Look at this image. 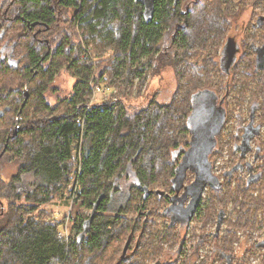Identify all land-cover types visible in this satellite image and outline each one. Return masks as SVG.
<instances>
[{
    "label": "trees",
    "instance_id": "trees-1",
    "mask_svg": "<svg viewBox=\"0 0 264 264\" xmlns=\"http://www.w3.org/2000/svg\"><path fill=\"white\" fill-rule=\"evenodd\" d=\"M236 1L243 0H23L25 21L35 24L36 35L42 34L43 38L36 36L37 39L29 29L24 44L27 58L12 64L0 62V106H8L0 118V150L4 151L0 157V197L19 199L18 177L34 172L37 179L22 198L32 209L33 202H48L71 172L74 145L81 154L72 200L92 208L97 198L103 197L88 231L80 239V224L75 238L59 239L58 221L45 218L46 215L41 216L46 220L24 216L19 213V204L10 205L9 211L0 209V264H92L97 251H103L120 230L123 231L115 238L117 247L108 264L145 263L140 255L147 245L153 244V222L145 220L139 225V220L129 221L127 213L136 208L141 216L147 211L146 202L154 192L150 185L162 174H157L154 167L157 161L172 175V153L176 149H166L178 148L179 140L184 145L192 143L188 120L195 95L212 89L221 91L211 78L220 68L218 47L230 29L229 17L236 15ZM77 28L82 31L83 43L79 42ZM16 31L12 28L11 33ZM255 31L253 26L252 33L243 37L245 51L230 69L227 86L239 92L238 101L249 92L252 98L261 99V103L252 102L250 109H261L260 121H264V82L259 78L257 89L244 82L254 79L250 45L251 39L258 38ZM98 48H110L113 53L110 58L98 60L97 56L94 58ZM63 69L75 81L69 95L51 106L45 102V92L49 88L56 90L51 84ZM148 70L159 85L147 93L146 103L135 105L125 96L123 100L128 104L120 97L91 102L96 85L121 82V87H131L136 78L139 87H144ZM166 73L172 77L168 87L163 84ZM11 76L19 80L20 86L7 87ZM160 85L165 88L163 98L158 93L162 91ZM17 123V134L4 147L5 137ZM24 133L26 141L21 137ZM218 139L222 146V136L218 135ZM10 155H15L12 159L18 161V169L5 178L3 163L11 161ZM124 174H129L141 188L146 187L149 194L146 198L142 195L143 202L139 204L130 205L129 201L130 210L122 207L118 215H108L116 178ZM140 194L142 189L131 187L129 198ZM227 196L228 192L219 199ZM253 201L257 206L260 203ZM247 215L242 213L229 223L235 228L248 227L247 222L241 223ZM177 229V225L165 224L161 230L167 235L161 237V244L174 239ZM124 231L128 234L121 247ZM137 235L138 242L133 247L131 242ZM222 246V253L230 251L226 244ZM154 248L160 253L165 251L164 247ZM81 252L88 257L77 256ZM219 257L223 260L221 253ZM165 264H177V260L172 258Z\"/></svg>",
    "mask_w": 264,
    "mask_h": 264
},
{
    "label": "rangeland",
    "instance_id": "rangeland-1",
    "mask_svg": "<svg viewBox=\"0 0 264 264\" xmlns=\"http://www.w3.org/2000/svg\"><path fill=\"white\" fill-rule=\"evenodd\" d=\"M233 11H235L236 15L232 18L229 17L230 29L226 32L220 44L221 53H219V72L216 73L213 78H211V80H213V83H216L217 86L220 87L221 91L212 89L209 94H205L202 92L199 95H195L193 99V110L188 120V125L194 133L193 135L195 144L190 150V156L193 158L190 157L189 159H187L186 164L184 163L183 166L181 165V163L177 165L175 183L173 182V184L177 186L176 191L172 190V184H170L169 181L171 177L170 174L165 171V167L159 164V162L157 161L154 164V167L157 169V174H162L160 175V179L158 181H155V183L150 185V188L154 190V192L146 202L147 209L151 210L150 213L138 216L139 212H137V209L134 208L135 210L133 211L130 210L131 207L129 208L128 206L129 201L130 205H132L134 202L137 204L143 202L142 194L137 195L136 198H134V196L129 198L127 197V192L121 191V193L123 194H113L109 199L106 210L108 215H118L120 209L124 207L127 208V210L128 208L130 210L127 213L129 221L132 222L133 220H139V225H141L145 220L150 223L153 222V228L151 229L153 244L147 245L140 255V257L143 258L145 262L144 264H154L156 260H161L162 258L166 257V255H164L162 252L160 253L156 251L154 247H165L164 244H161L160 240L161 237L163 238L165 235H167V232L161 229L165 224L169 225V218L161 216L158 211L161 212L164 206H170V201L168 202V199L170 197L174 198L175 204H182V206L186 207L190 199H195L194 195H189L187 191L191 188L192 182L196 179L195 177L197 174H204V177L206 176L209 180H212V174H221L224 169H228L231 166V164L229 163L231 157H229L230 154L228 152V149H225L215 160L211 156L213 154L212 152H214L213 150L217 149V132H220V135L225 139L227 145L231 146V144H234L235 142L233 136H235V134H240L238 127L243 126L244 124H248L249 121L254 125L255 122H258L257 120L258 118H260L259 115L262 114V111H249L250 104L247 103L249 101L248 97L245 98L246 100H237L240 99V94L232 87L227 86V79L230 76H228L226 72L228 71V69H230V65L234 61L235 56L236 58H239L245 51V49L243 50L242 46L244 40L243 37L245 35L249 36L252 33L253 24L258 15H264V0H254L253 2L252 0L236 1V7L233 9ZM36 31V29H33L32 33L35 34ZM255 32L257 33L258 38L254 40L251 39V42L255 43V48L264 47L260 44L262 42L264 43V40L259 39L260 37L264 38V24L259 28H256ZM77 33L79 36V42L81 41L83 43L81 29L77 28ZM36 36L40 40L43 38L42 34L34 35V37ZM230 45L235 47V51H229L231 48ZM88 46H90V50L91 45ZM238 46H240L239 53L237 51ZM81 49L82 50L80 52V55H83V46L81 47ZM96 52L97 55L94 54V58L97 59L98 57V60L110 58L113 53L112 49L110 48L106 51H104L103 48H98ZM232 55L234 56L233 59H231ZM146 75L147 79L144 80V87H139V82L136 78L134 79L133 85L131 87L129 85L126 87H121V82H118L117 85L103 84V91H97L96 93H93L91 99L93 100V102H104V100H115V98L120 97L121 101H124L128 104V102L123 100L126 97L129 102L135 105H142L148 100L147 93H152L159 85L157 78L152 77L149 70L147 71ZM170 75L171 74L167 75V73L163 75V84L166 83L167 87L168 83L172 84V77ZM18 81L19 80L16 77L11 76L10 79H8L7 87L20 86ZM74 81L75 79L73 76H71L70 72L64 71V69L61 70L55 76L54 81L51 84L52 87H56V90H53L52 88L46 90L45 102H48L49 105L54 106L61 98L69 95ZM244 82L245 86L250 83L249 80L246 79H244ZM252 85L254 86V84ZM161 88L162 91H159L158 93L163 98L165 97V93L163 91L165 88L163 85L161 86ZM239 88L240 87H237V90L241 89ZM139 89L140 91H138ZM129 91H131V93ZM234 97L236 99H234ZM13 115L15 116V114ZM19 128L20 126L18 127V129ZM26 135L27 134L24 133L21 136L23 137L24 141L27 140ZM229 135L230 137H228ZM187 138H189V135ZM249 141H251V139ZM178 142L179 146L184 145L181 140H179ZM250 145L254 146L255 142L250 143ZM75 146L76 145L73 146L72 151H74ZM166 150L170 152L175 150L174 152L176 153L178 151V148L172 146L168 147ZM0 151L2 154H4V151ZM261 151H264V148ZM178 153V158H175L176 163L178 162L180 157V152ZM10 156L11 161L3 163V175L5 178H8V176L10 177L11 174L14 175L13 173H15L18 169V161L12 159V156L13 158H15V155ZM246 159L248 161L252 159V151L247 154ZM71 160L72 162H74L72 164L71 172H69L67 178L62 182L61 187L52 194V197L48 202H33L35 203V209H32L31 205L22 198V194L24 192L28 193V189L32 187V183L37 179V176L34 172H28L23 174L22 176H19L18 180L16 181V187L19 191L18 194H21L20 198L8 199L6 197H0V201L2 202L3 206H12V204L17 206L19 204V213L24 216H34L39 218L40 220H46L41 219V216L46 215L45 218L48 217L52 220L58 221L59 228H57V231L58 229H61L62 231H66L68 233V238H75L77 234V225H83V221L90 215L92 208L84 204L75 203V200H72V191H74L73 182L77 179V174L80 171L79 161L78 158L74 156V153ZM243 174H247V172H243ZM221 180L222 179L220 178L218 181ZM189 184L191 185L189 186ZM251 189L253 190L252 192H254V194H257L258 197L261 198V200L263 201L262 205H264V191L257 190L255 187ZM252 192L249 193L246 198L241 197L243 204H247L248 202L251 204L253 203V200L251 198H253V196L255 195H253ZM223 194L225 193H218V198L215 197L213 199H210V206L208 208L209 215H207L208 221H204L203 223H201L200 219L193 218V220L191 221L190 219L186 220L187 224H182L181 227L179 226V224H177L178 229L175 231V238L170 242L172 244V253L176 252V254L178 255L177 264H182L184 258L186 259V261L189 258V261L191 262L190 264H203V256H208L205 258V264H264V248L262 245L257 244V242H260V240L264 239V232L259 229L260 220L264 222V219H261L260 217L262 215H258L257 217L255 214L249 216V218L247 219H243L241 223L245 224L247 222L248 227H236L232 235L229 233L231 229H228L226 219H224L223 221L222 219H220L219 223H216L217 227H215V222H213V219L216 217V215L222 213V215L224 216V214H226V212L230 211L232 208V197L230 195L221 200L219 199V197ZM244 200L247 203H244ZM251 209L255 208L253 206H250L249 210ZM259 209L261 208L259 207ZM242 210L244 213L246 211V208L243 207ZM236 216L237 213L234 212L232 215V217H234L233 220H235ZM210 217H212L211 221L209 220ZM253 217L257 218L258 221H256L255 218L253 219ZM130 225L128 227H130ZM201 226L202 228H204V230L209 229L211 234H217V239L213 240L210 235L208 237V242L202 244V239L201 237L199 238V235L197 233L199 228L201 229ZM186 227L188 228L186 229ZM122 231L123 230H120L118 234L106 244L103 251H97L98 255L93 257V259L91 260L92 264L109 263L108 259L110 257V254L117 247V241L115 240V238L119 236ZM159 231L163 232V234L159 233ZM127 234L128 231L123 232L124 241L122 242L121 247H123L124 245L126 239L125 236ZM138 236L139 235H137V237L131 242L133 247L138 242ZM214 243H216V247H218L221 252L223 251L222 243L226 244L230 249V251L226 252V257L224 255L222 256L224 258L223 260H218L219 256L217 254H210L212 247L215 246ZM80 254H82V256L88 257V255H86V252H81L77 256H79ZM171 258H174V255H171Z\"/></svg>",
    "mask_w": 264,
    "mask_h": 264
},
{
    "label": "flooded vegetation",
    "instance_id": "flooded-vegetation-1",
    "mask_svg": "<svg viewBox=\"0 0 264 264\" xmlns=\"http://www.w3.org/2000/svg\"><path fill=\"white\" fill-rule=\"evenodd\" d=\"M15 6V7H12ZM22 9H23V0H0V62H5V63H13V62H21L23 61L24 58H27V51L26 48L24 47V44L26 43L27 36H28V31L30 29L33 30L35 27V24L26 22V18L22 15ZM261 17L264 21V15H258L256 18L253 26H256V28H259L264 24L260 23L257 24L256 21L258 18ZM12 28H15L17 31L15 34L11 33ZM37 33V32H36ZM33 34L34 35H36ZM255 43L251 42V52L254 56V61H253V69H254V79L249 80L251 87H255L257 89V85L259 82V78L262 79V82H264V52L262 50H258V47L255 48L254 46ZM21 46V49L18 50V46ZM231 46V45H230ZM264 46V45H263ZM220 49L219 53H221V48L218 47V50ZM235 51V47L231 46L230 50L231 52ZM228 51V53H229ZM238 53L240 52V46L237 47ZM233 55L231 56V59H233ZM219 59V57H218ZM239 60V58L235 56L234 61L230 65V69H232L233 65L236 63V61ZM220 62V59H219ZM230 69L226 72L227 75L231 73ZM230 71V72H229ZM219 70H217L216 73H218ZM216 73H213V77ZM257 77V80L255 78ZM254 84V86L252 85ZM26 88H24V93H25ZM212 90H209L208 92H204L205 94H209V92ZM200 92V93H202ZM199 93V94H200ZM198 94V95H199ZM8 95V92H5V96ZM25 99L28 97L27 95H24ZM248 104H250L249 111H252L253 109H250L253 105L252 102L256 103V101H259L261 103V99H254L252 98V95H250V92L248 94ZM2 96L0 94V100ZM246 98V97H245ZM243 100H246V99ZM194 99V98H193ZM9 101V100H7ZM262 102L264 104V99H262ZM1 104V102H0ZM209 107V106H207ZM8 108L7 105L4 107L0 106V110L2 111V114L0 115V118L4 117L6 109ZM255 110V109H254ZM256 111H261V109H256ZM261 115H259L260 117ZM261 117L258 118V122H255V124H251L249 121L248 124H244L243 126L238 127L240 134H235L233 136L235 142L234 144H231V146L227 145V142L225 139L222 137L223 140V145H219V139L218 135H220V132H217V149H214L212 152L213 154L211 155L212 158L215 160L217 159L220 154L225 150L228 149L229 152V157H231V160L229 163L231 166L228 169H224L221 174H212V180H209L206 176L204 177V174L201 175H196V179L192 182V186L190 189H188L187 193L190 195H194L195 199H190L186 207L182 206V204H175V199L174 198H167L168 202L170 201V206L163 208L161 212L158 211V213L166 218H169V225H177L181 227L182 224H187L185 222L188 214H189V209L192 210L191 216H190V221L193 220V218L200 219V222L203 223L204 221H208L205 219L206 215L209 214V201L210 199H213L215 197L218 198L217 194L218 193H226L228 192L229 195L232 197L231 199V210L226 212L224 216L222 213L217 214L216 217L213 219V222H215V227H217L216 223H219V220L226 219L228 229H231L230 232L235 231V227L229 223V221H235L239 215L243 213L242 208L245 207L246 211L244 213H248V215L244 218L247 219L249 216L255 215L258 217L260 216L261 219H264V205L263 201L261 198L258 197L257 194H254L252 192L253 190L251 188L255 187L257 190H262L264 191V151H261L264 148V121H260ZM240 120V119H239ZM15 126H18L15 124ZM14 126V127H15ZM13 127V128H14ZM19 127V126H18ZM13 128L10 131V134L5 137V146L7 147L6 142H10V137L13 136L12 131ZM257 128V129H256ZM18 131V130H17ZM15 135V134H14ZM253 135V136H252ZM230 137V135L228 136ZM251 139V141H249ZM263 140V141H262ZM245 144H244V143ZM255 142V145L252 146L250 143ZM195 142L193 141L190 145L189 143L187 145L179 146L178 151L175 153H172V160L173 163L175 164V170L177 165L181 163L186 164L187 159H189L191 149L193 148ZM248 148V149H247ZM250 148V149H249ZM5 149V148H4ZM252 151V159L248 161L246 159V156L248 153ZM180 152V157L178 162H175V158L177 156V153ZM179 154V153H178ZM237 154V155H236ZM2 156V153H0V157ZM193 158V157H191ZM236 160V161H235ZM9 162V161H8ZM234 163V164H233ZM194 165V164H193ZM1 166V165H0ZM194 168V167H193ZM175 170L173 171L172 175H170V184H172V190L176 191L177 186L173 184L175 183ZM200 172V171H199ZM243 172H247V174H243ZM125 173V172H123ZM9 178V176H8ZM222 179L221 181H218L219 179ZM137 181H133V178L129 174H124L120 175L116 178L115 181V190L112 192L111 195L113 194H123L121 191L127 192V197H129L130 189L131 187L135 188H140L142 189V185L138 183L137 187ZM191 184H189L190 186ZM224 191V192H223ZM253 193V198L252 200H260L259 205L257 206L255 202L253 203H247L245 200L242 203L241 197H247L249 193ZM110 195V197H112ZM142 195H143V190H142ZM165 195V194H164ZM244 198V199H245ZM2 202L0 201V209L2 211H9L10 206H3ZM243 206V207H242ZM250 206H253L255 209L249 210ZM177 207V208H176ZM259 207L261 209H259ZM258 209V211H257ZM147 209L145 214H148L151 212V210ZM236 212L237 216L235 217V220H233L234 217H232L233 213ZM178 217V221L173 222V220ZM211 218L209 220L211 221ZM255 217H253L254 219ZM256 221H258L257 218H255ZM189 223V222H188ZM264 222L260 220L259 222V229H261L264 232ZM167 225V224H166ZM178 226V225H177ZM188 227H186L187 229ZM197 230V229H196ZM229 232V233H230ZM198 235L199 238L201 237V243L204 244L208 242V237L211 235V238L213 240L217 239V234H211L209 229L199 228L198 230ZM219 235V234H218ZM170 241H164L165 245V251L164 255L166 257L162 258L161 260L157 261L161 264L164 262H170L172 259L171 255H174V258L178 260V255L176 252L172 253V248H171V242ZM217 242V241H216ZM200 244V245H202ZM215 246L212 247V250L210 254H217L218 256L221 255L226 257V253H222L221 250L216 247V243H214ZM257 244L262 245L264 248V239L260 240V242H257ZM195 250V249H194ZM208 256H203L202 258L204 259L203 264H205V258ZM188 258V257H187ZM224 259V258H223ZM218 260H220V257H218ZM191 262L186 259H183L182 264H190ZM151 264V263H149Z\"/></svg>",
    "mask_w": 264,
    "mask_h": 264
},
{
    "label": "water",
    "instance_id": "water-1",
    "mask_svg": "<svg viewBox=\"0 0 264 264\" xmlns=\"http://www.w3.org/2000/svg\"><path fill=\"white\" fill-rule=\"evenodd\" d=\"M262 21H263V19L261 18V17H259L258 18V20L256 21V23L257 24H260V23H262ZM261 48H264V47H261ZM261 48H258V50H262L263 52H264V49H261ZM25 95H27V92H26V90H25ZM2 114V111L0 110V115ZM189 124V123H188ZM17 130H18V126H15L14 128H13V131H12V134L14 135V134H16L17 133ZM192 131V130H191ZM193 132V131H192ZM194 134V133H193ZM194 141V135H192V142ZM175 174H177V168H176V173ZM142 190H143V196L146 198L147 197V195L149 194V190L146 188V187H143L142 188ZM101 197H103V195H100L98 198H97V200L94 202V205H93V207H92V209H91V212H90V215L83 221V225H82V231L80 232V234H79V239L88 231V229H89V227H90V224H91V221H92V218H93V216H94V214H95V212L97 211V206H98V202H99V200H100V198ZM191 213H192V210L191 209H189V214H188V216H187V218H186V220H189L190 219V216H191ZM178 217H176L174 220H173V222H176V221H178ZM186 220H185V222H186ZM156 264H161V263H159V262H157ZM163 264H165V263H163Z\"/></svg>",
    "mask_w": 264,
    "mask_h": 264
},
{
    "label": "built area",
    "instance_id": "built-area-1",
    "mask_svg": "<svg viewBox=\"0 0 264 264\" xmlns=\"http://www.w3.org/2000/svg\"><path fill=\"white\" fill-rule=\"evenodd\" d=\"M88 52H89V48L87 49V53ZM97 91H103V86H100V85L94 86L93 87V93H96ZM91 102H93L92 99H91ZM73 153H74V156L77 157L78 160H79V157H80V154H81L80 148L74 149ZM73 183H74V185H76L77 180H75ZM57 236H58L59 239H67L69 235H68V233L66 231H62L61 229H58Z\"/></svg>",
    "mask_w": 264,
    "mask_h": 264
},
{
    "label": "bare ground",
    "instance_id": "bare-ground-1",
    "mask_svg": "<svg viewBox=\"0 0 264 264\" xmlns=\"http://www.w3.org/2000/svg\"><path fill=\"white\" fill-rule=\"evenodd\" d=\"M75 172V171H74ZM73 175V174H72ZM76 175V174H75Z\"/></svg>",
    "mask_w": 264,
    "mask_h": 264
}]
</instances>
